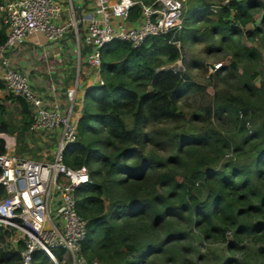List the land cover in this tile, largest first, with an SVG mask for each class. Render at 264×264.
Listing matches in <instances>:
<instances>
[{
    "label": "trees",
    "instance_id": "16d2710c",
    "mask_svg": "<svg viewBox=\"0 0 264 264\" xmlns=\"http://www.w3.org/2000/svg\"><path fill=\"white\" fill-rule=\"evenodd\" d=\"M192 1L179 31L149 36L137 47L126 40L106 45L101 53L103 83L84 94L77 140L66 147L63 161L89 169L90 181L76 191L77 212L88 222L81 253L89 263L195 264L197 235L205 241H227L230 250H242L244 239L255 236L258 264H264V121L251 127L256 114L264 112L261 52L237 40L232 61L211 75L235 88L217 92L207 107L208 114L224 124L195 132L181 122L208 116H189L180 101L199 87L190 69L203 65L192 60L184 70L168 67L181 59V47L188 42L205 40L207 49H219L243 34L248 24L253 29L246 37H260L258 43L264 46V18L261 26L255 19L264 0H229L219 7L217 18L211 17L217 11L212 0ZM3 4L0 0V10ZM138 14L135 8L133 18ZM7 34L2 24L0 46ZM89 50L84 48L82 55ZM241 62L246 63L242 70ZM32 121L31 103L10 91L0 77V134L16 136L19 156L41 150L33 141ZM169 121L180 123L179 130L164 126ZM52 140L56 143L55 137ZM5 152L6 141L0 136V154ZM250 153L255 154L250 163L236 162ZM4 195L0 185V199ZM12 235L0 228V264H20L21 244L1 245ZM32 264L53 262L39 251ZM224 264L249 261L230 258Z\"/></svg>",
    "mask_w": 264,
    "mask_h": 264
},
{
    "label": "built area",
    "instance_id": "2783aa9c",
    "mask_svg": "<svg viewBox=\"0 0 264 264\" xmlns=\"http://www.w3.org/2000/svg\"><path fill=\"white\" fill-rule=\"evenodd\" d=\"M135 8L139 14L133 18ZM1 10L8 34L0 46V77L10 91L31 103V129L48 139L55 137L56 146L53 158L41 161L17 155L16 136L0 134L6 141V152L0 154V185L5 188L0 228L13 232V246L21 244L20 264H32L39 251L47 253L53 264H81L86 261L81 250L88 222L77 212L76 191L90 181V173L86 166L74 168L63 161L66 147L77 140L79 80L65 87L64 103L49 101L13 66L11 55L26 44L39 46L46 54L66 42L71 48L75 45L78 70L83 57L95 74L93 85L103 83L101 53L106 45L126 40L137 47L149 36L179 31L186 18L184 4L182 0H4ZM70 29L73 39L63 41ZM87 46L90 50L83 56ZM57 251L63 252L61 257Z\"/></svg>",
    "mask_w": 264,
    "mask_h": 264
},
{
    "label": "rangeland",
    "instance_id": "374dc122",
    "mask_svg": "<svg viewBox=\"0 0 264 264\" xmlns=\"http://www.w3.org/2000/svg\"><path fill=\"white\" fill-rule=\"evenodd\" d=\"M6 1V0H5ZM185 9L186 17L189 14V10L193 4L192 0H182ZM229 0H212L213 10L217 8V11H214L212 18H217L218 9L221 5L227 4ZM5 12L0 10V26L5 24L4 22ZM264 18V9L260 12L256 13V23L261 26L262 19ZM202 28L203 26L200 25ZM253 29L252 24H248L245 27H242L243 34H238L235 37V40L224 45L219 49L209 50L207 49V45L209 47V43L207 41H190L184 46L181 47V59L178 60L173 65H168V67H172V69L176 70H184L185 65L188 61L197 60L202 63L201 68H192L190 69V75L195 84L199 85L197 89L190 90L187 95H185L180 101V106L184 112H186L189 116H197L205 115L207 118H201L199 122L195 120V122L185 120L181 122L183 128L186 130H190L191 132H195L198 128H205L209 126H219V124L223 121H218L214 116L208 114V106H212L214 100L216 99V93L221 91H231L235 92V88L228 83H223L216 81L212 78V74L216 71L220 65H229L234 57V53L237 50V40L239 42L244 43L248 46H255L261 52V63L264 62V46L259 45L258 41L261 40L256 39V41L250 40L246 37V31ZM67 33L66 37L63 41L72 40V30ZM208 43V44H207ZM61 45L57 48L48 51L46 54L42 53V48L39 46H33L30 44L22 45L20 49L16 50L13 55H11L13 66L22 74L29 77L31 82L34 84V89L39 91L42 87H45L48 91L50 89L62 90L64 88L67 79L69 78L68 85L71 87L75 80H79L80 88L78 90L77 99H76V107H75V117L77 118L79 115L78 107L83 105V98L81 96L85 94L88 87L92 86L96 79L94 78L95 74L89 68V65L84 62L83 57L81 59V70L79 71L78 62L76 55L74 53V46L71 48L67 45L66 42H61ZM245 62H241V70L245 65ZM261 64V65H262ZM66 65L69 68L66 69ZM222 67V66H221ZM220 67V68H221ZM92 72V73H91ZM2 72L0 70V76ZM68 77V78H66ZM93 78V79H92ZM92 79V81H90ZM261 78L258 80L260 81ZM90 82V83H89ZM61 102H65L62 99ZM14 107V106H13ZM12 109V108H11ZM13 111H15L13 109ZM16 113V112H15ZM209 118V120H208ZM264 121V112H260L256 114L254 117L251 127H256L260 125ZM219 122V123H218ZM179 124L176 122L169 121L167 128H176L179 130ZM224 124V123H223ZM227 126V124H225ZM43 132L33 133V141L36 144L41 145V150L38 149L36 154L29 155V157L37 160H51L54 156V146L55 143L48 137L44 140ZM159 154L165 156L167 152L159 151ZM255 156L254 153H250L244 157H238L236 162L238 163H250L252 158ZM227 156L223 161H219L220 164L215 165L216 170L222 169V163L228 159ZM194 234H197L193 231ZM12 237H5V242L1 243L2 246H6L10 244L9 247H12ZM228 239L232 237V233H227ZM194 245V254L193 258L195 260V264H224L230 258H238L242 260H248L249 264H258L261 262V258L256 255V248L259 245V240L256 239L255 236H248L242 242V250H230L227 246V241H219L217 239H213L211 241H205L201 237L195 235ZM6 244V245H5ZM98 264V263H96Z\"/></svg>",
    "mask_w": 264,
    "mask_h": 264
},
{
    "label": "crops",
    "instance_id": "0c3cea01",
    "mask_svg": "<svg viewBox=\"0 0 264 264\" xmlns=\"http://www.w3.org/2000/svg\"><path fill=\"white\" fill-rule=\"evenodd\" d=\"M66 67H67V65H66ZM90 81H92V80H90ZM32 85L34 87V84L33 83H32ZM88 88H90V86ZM61 89L62 90H60V89L59 90H57V89H50L51 91H48L45 87H42L41 90H40V92L37 91V90L36 91L39 92V94H42L43 96L47 97V99H50L49 101H54V100L62 101V99L64 100V98H65V101H66L65 91L63 90V88H61ZM81 98L84 99V94L81 96ZM77 111H79V115H80L81 112H82V105H80L78 107V110ZM79 115H78V117H79ZM43 138L45 140L47 138V135L46 134H43ZM81 264H92V263H89L88 261H85V262H83Z\"/></svg>",
    "mask_w": 264,
    "mask_h": 264
},
{
    "label": "clouds",
    "instance_id": "9594fccd",
    "mask_svg": "<svg viewBox=\"0 0 264 264\" xmlns=\"http://www.w3.org/2000/svg\"><path fill=\"white\" fill-rule=\"evenodd\" d=\"M93 264H95V263H93Z\"/></svg>",
    "mask_w": 264,
    "mask_h": 264
}]
</instances>
